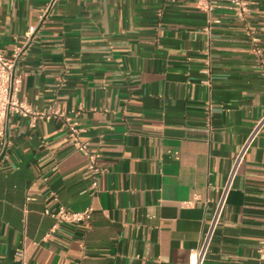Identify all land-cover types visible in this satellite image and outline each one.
Segmentation results:
<instances>
[{
    "label": "crops",
    "instance_id": "0c3cea01",
    "mask_svg": "<svg viewBox=\"0 0 264 264\" xmlns=\"http://www.w3.org/2000/svg\"><path fill=\"white\" fill-rule=\"evenodd\" d=\"M199 1L54 0L46 13L52 0H0V53L24 51L21 97L71 114L105 170L93 192L61 121L11 117L0 264H190L264 114V0L245 21L226 2L209 16ZM61 206L92 217L55 229L45 212ZM263 242L264 129L206 264H264Z\"/></svg>",
    "mask_w": 264,
    "mask_h": 264
},
{
    "label": "built area",
    "instance_id": "2783aa9c",
    "mask_svg": "<svg viewBox=\"0 0 264 264\" xmlns=\"http://www.w3.org/2000/svg\"><path fill=\"white\" fill-rule=\"evenodd\" d=\"M257 0H200L199 8L206 12L209 16L215 10L226 2L229 8L234 12L235 17L239 21H245L249 13V8ZM54 0H52L46 13L51 9ZM219 23L220 20H213ZM35 28L29 29L27 36L29 37ZM256 39H253L255 41ZM23 48H14L11 56H5L0 53V169L3 162L7 159L10 148V118L14 116L26 119L30 128H35L39 122L59 120L67 130V140L79 152L83 153L87 158V168L92 171L94 181L92 183L93 192L98 188V180L105 172L99 165L100 154L92 152L89 144L82 140L83 128L79 122L74 119L71 114L64 112L59 106L51 105L46 109H37L26 99L21 97L23 79L18 71V63L23 56ZM77 112L73 111V114ZM264 129V114L256 122L249 132L247 138L242 143L238 153L233 159L229 170L227 180L219 191V197L209 218L205 233L199 246L191 252L190 264H206L207 256L220 225L229 194L233 188L234 181L244 163L246 156ZM55 220V229L61 224H78L89 221L92 217L93 209L88 207L83 211H72L61 206L58 211H46ZM260 260L264 262V242L260 248Z\"/></svg>",
    "mask_w": 264,
    "mask_h": 264
}]
</instances>
